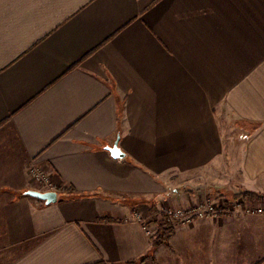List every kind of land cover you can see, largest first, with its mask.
Masks as SVG:
<instances>
[{
    "label": "crops",
    "instance_id": "0c3cea01",
    "mask_svg": "<svg viewBox=\"0 0 264 264\" xmlns=\"http://www.w3.org/2000/svg\"><path fill=\"white\" fill-rule=\"evenodd\" d=\"M263 171L264 0H0V264H264V214L133 218Z\"/></svg>",
    "mask_w": 264,
    "mask_h": 264
},
{
    "label": "built area",
    "instance_id": "2783aa9c",
    "mask_svg": "<svg viewBox=\"0 0 264 264\" xmlns=\"http://www.w3.org/2000/svg\"><path fill=\"white\" fill-rule=\"evenodd\" d=\"M30 171L36 181L40 183L48 181L47 174L41 169L32 168ZM234 204L236 205L234 206ZM242 205L243 200H236L228 208H225L226 205H223V203L203 199L196 201L190 206H178L176 208H171L170 206L163 207L160 212L169 221L168 223H170L173 227H176L181 224H191L195 220L199 219H218L222 215V211L227 212L233 207L239 208V206ZM245 207L247 214L254 215L262 212V208L257 207V205H246ZM133 218L141 223L148 234L153 235V226H155L156 229L158 223L155 222L151 216H146L142 212L136 211L133 213Z\"/></svg>",
    "mask_w": 264,
    "mask_h": 264
},
{
    "label": "rangeland",
    "instance_id": "374dc122",
    "mask_svg": "<svg viewBox=\"0 0 264 264\" xmlns=\"http://www.w3.org/2000/svg\"><path fill=\"white\" fill-rule=\"evenodd\" d=\"M233 126H234V121L232 120L230 123H229V126H228V128H229V134L231 135V136H236V131H233ZM247 140V139H246ZM241 153H242V151L241 150H237V156L238 157H240L241 156ZM237 168V171L236 172H233V171H231V170H228V173H229V175L230 176H233L234 178H238V179H240L241 177H243L244 176V173H241V171H242V168L240 167V166H238V167H236ZM43 171V170H42ZM233 172V173H232ZM46 173V172H45ZM47 174V173H46ZM47 176H48V181L47 182H45V183H40V182H38V181H36L35 179H34V177L32 176V179H33V182H35V184L37 185V186H39L40 188H41V190L40 191H46V190H44L45 189V187H47L49 184H50V178H49V174H47ZM244 178V177H243ZM249 181V180H248ZM252 181V180H251ZM251 182L249 181V184H247V181H245V183H243V184H241V186L240 187H238V188H235L234 187V185H232L230 188H229V190H227V191H229V192H227V191H222V193H223V195H225L226 197H227V195H229V194H233V193H236V192H239V191H242V190H245V189H248L247 187L248 186H250L252 189L251 190H253V191H257V192H262V193H264V171L263 172H261L260 174H258L257 176H255V181H252V184H250ZM254 188V189H253ZM43 189V190H42ZM38 190V189H37ZM250 190V189H249ZM47 191H53V190H47ZM213 195V197H208V198H205V200H213V201H216V202H218V203H223V205H225V199L226 198H223V199H220V198H218V199H215V196H214V194H212ZM216 195H218V194H216ZM217 198V197H216ZM215 199V200H214ZM220 199V200H219ZM238 201L239 200H243V205L242 206H239V208H241L245 213H246V205H257V207H259V208H262V212H260V213H258V214H264V203H262V202H255L254 204H251V203H248V202H246V201H244V199H242V198H239V199H237ZM234 203V202H233ZM236 204H234V206H235ZM165 207H167V206H165ZM171 208H176V207H172V206H170ZM163 207H161L159 210L157 209L156 211H157V213L156 214H154L153 213V215H152V217H155L157 220H158V222L160 223V225L161 224H170V223H168L169 221L164 217V215L160 212V210L162 209ZM233 208H235V207H233ZM136 211H139L140 212V210H138V209H135L134 210V212L133 213H135ZM229 211V210H228ZM227 211V212H228ZM159 217H160V219H159ZM196 221V220H195ZM165 222V223H164ZM171 225V224H170ZM182 225V224H181ZM172 226V225H171ZM173 227V226H172ZM177 227V226H176ZM157 228H159V224H158V226H157ZM175 227H173V229H174ZM147 232V231H146ZM155 234V226H153V235Z\"/></svg>",
    "mask_w": 264,
    "mask_h": 264
},
{
    "label": "trees",
    "instance_id": "16d2710c",
    "mask_svg": "<svg viewBox=\"0 0 264 264\" xmlns=\"http://www.w3.org/2000/svg\"><path fill=\"white\" fill-rule=\"evenodd\" d=\"M64 190L67 193L74 192L73 189H64ZM239 198H242V199H244V201L251 203V204H254L255 202L256 203L257 202L264 203V193L245 189V190L236 192L234 194L227 195V197L225 199L226 200L225 201V205H226L225 208H228L233 202H235ZM64 199L65 198H61L60 200H64ZM151 212L154 214L157 213L155 205L151 206ZM223 213H225V212L222 211V214ZM159 226H160V233H159L158 237L154 240V244H153L154 248L165 243L170 238V236L173 234V231H174L173 227L170 224L166 223V224L160 225V223H159ZM261 262L256 263V264H260ZM94 264H115V263H108L104 260H101V261L94 263ZM124 264H134V261L126 262Z\"/></svg>",
    "mask_w": 264,
    "mask_h": 264
},
{
    "label": "water",
    "instance_id": "95a60500",
    "mask_svg": "<svg viewBox=\"0 0 264 264\" xmlns=\"http://www.w3.org/2000/svg\"><path fill=\"white\" fill-rule=\"evenodd\" d=\"M120 136H118L117 140L115 141L114 145L107 146L106 149L109 150L114 158H122L124 157L125 153L121 149L120 145ZM26 195L31 197L37 198L39 200L44 201L46 204L56 203L59 200V193L58 191H40L37 189H29L25 192Z\"/></svg>",
    "mask_w": 264,
    "mask_h": 264
}]
</instances>
